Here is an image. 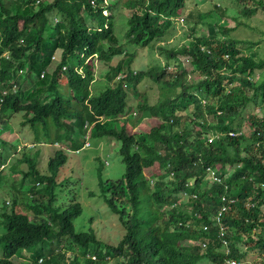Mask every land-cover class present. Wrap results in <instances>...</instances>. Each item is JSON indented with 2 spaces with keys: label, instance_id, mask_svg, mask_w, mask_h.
<instances>
[{
  "label": "trees",
  "instance_id": "1",
  "mask_svg": "<svg viewBox=\"0 0 264 264\" xmlns=\"http://www.w3.org/2000/svg\"><path fill=\"white\" fill-rule=\"evenodd\" d=\"M118 1L0 0V185L10 198L0 207V264L23 251L29 264H243L250 254L264 264V57L246 54L255 43L229 37L234 27L201 20L207 33L189 26L188 44L157 46L164 64L134 70L115 33ZM187 1L124 0L127 43L152 48L174 35ZM237 1L246 18L264 13V0ZM99 68L104 86L93 94ZM145 79L160 87L155 103L137 87ZM16 114L35 143L22 146ZM104 136L125 165L122 180L102 187L124 228L116 245L75 231V199L55 203L67 150ZM36 143L59 146L47 170Z\"/></svg>",
  "mask_w": 264,
  "mask_h": 264
},
{
  "label": "rangeland",
  "instance_id": "2",
  "mask_svg": "<svg viewBox=\"0 0 264 264\" xmlns=\"http://www.w3.org/2000/svg\"><path fill=\"white\" fill-rule=\"evenodd\" d=\"M123 1L124 0H119L114 6L116 15L115 33L122 43L123 48L134 54L131 63L134 70H138L142 66L164 64V56L157 46H168L169 48L188 44L192 36H194V34L192 36L189 34V26H193L201 34L207 33V26L205 23H201V20H204V22H218L221 25L234 27V29L229 32V37L237 40L253 41L255 43L254 45L245 44L243 46L246 48L245 53L249 54V52L255 51L259 58L264 57V13L259 10L253 16L246 18L238 13L245 4L238 3L237 0H188L182 13V15L185 16V20L181 21V18H183L181 16V18L174 20L176 26L175 34L169 36L165 41L158 42L157 45L152 48L140 47L127 43L128 40L125 35L127 22L125 23V20L128 11H126ZM252 3L253 2H250V6ZM213 4H219L220 8L226 9L227 15L225 18L220 19ZM258 40H260V42ZM256 43L258 44L256 45ZM59 57L60 52L58 51L55 58L58 59ZM179 60L182 61L183 66L188 71L192 70L193 66L190 63L189 57L180 55ZM172 62L173 61H171V63ZM172 66L173 65H170L169 68L172 69ZM104 72L105 70L100 68L97 69L95 81L92 84V90L103 89L105 81L103 77ZM257 77L259 80L263 79L264 72L261 75H257ZM34 80L35 76L33 74L29 75L28 80L24 83L25 88L30 86ZM137 87L149 95L150 103H155L160 97V87L157 83L148 79H145ZM97 91L93 94H98L100 92V90ZM128 102L133 106L136 104V100L132 97L131 93H129ZM248 109L250 110V108ZM254 110L258 115L263 113L259 107H255ZM22 119L21 114L12 116L14 128L16 132H18L23 146L25 142L27 144L31 143L33 137L31 133L28 132L26 126L20 125ZM86 141L89 144H85V146L77 151L71 148L67 150V159L57 173L59 184L56 188L57 197L55 203L59 204L62 202V204H68L75 199V201L79 202L82 206L81 214L73 221L75 231L94 232L100 242L116 245L124 233V228L120 222L118 212L111 209L106 203L102 187L104 185L103 182L107 179L118 181L124 178L125 165L121 161V156L118 152L119 144L106 136L100 138L86 137ZM35 142L36 140L33 139V143ZM35 145L37 146L36 149L40 151L37 167L41 171L47 170L46 156L50 151V154L53 155L59 146L50 143H36ZM51 146L55 147L52 148ZM41 167H43V169ZM6 190L7 187L1 184L0 201L9 199V193L6 192ZM31 253L32 252L23 251L22 256L15 255L13 260L16 264H29L32 260L30 257ZM1 254L2 251L0 246V257ZM67 256H71L70 252L67 253ZM80 259L82 264L83 258ZM108 264H112V261ZM198 264L213 263L208 260H203ZM243 264H256L254 255L250 254Z\"/></svg>",
  "mask_w": 264,
  "mask_h": 264
},
{
  "label": "built area",
  "instance_id": "3",
  "mask_svg": "<svg viewBox=\"0 0 264 264\" xmlns=\"http://www.w3.org/2000/svg\"><path fill=\"white\" fill-rule=\"evenodd\" d=\"M182 20H183V19L181 18V21H182ZM230 134H231V135H234L233 133H230ZM213 136H214V135H211V136L208 137L209 141H211V140L213 139ZM208 170H209V169H208ZM208 177H210L213 181L220 182V178L215 174V171H213V170H209ZM223 199H224V198H223ZM224 209H225V207H222L221 210L218 212V214H217V216H216L217 221H219V219H220V214H221L222 211H224ZM221 234H223V230H222V228H221ZM223 244H224V246H225V248H226V242H225V241L223 242ZM226 250L228 251V249H226ZM227 263H228V264H239L238 261H236V260H228Z\"/></svg>",
  "mask_w": 264,
  "mask_h": 264
},
{
  "label": "clouds",
  "instance_id": "4",
  "mask_svg": "<svg viewBox=\"0 0 264 264\" xmlns=\"http://www.w3.org/2000/svg\"><path fill=\"white\" fill-rule=\"evenodd\" d=\"M9 200H10V198L9 199H3V200H1L0 201V204H3V202L7 205L8 204V202H9ZM2 205H0V207H1Z\"/></svg>",
  "mask_w": 264,
  "mask_h": 264
}]
</instances>
